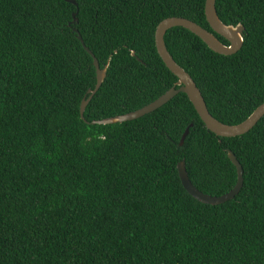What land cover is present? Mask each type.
Returning a JSON list of instances; mask_svg holds the SVG:
<instances>
[{
	"label": "trees",
	"instance_id": "trees-1",
	"mask_svg": "<svg viewBox=\"0 0 264 264\" xmlns=\"http://www.w3.org/2000/svg\"><path fill=\"white\" fill-rule=\"evenodd\" d=\"M72 1L0 0V264H264V117L219 138L179 93L137 120L90 125L178 89L155 49L161 21L186 19L228 46L206 23L205 0ZM215 10L244 27L236 54L182 28L164 45L209 114L235 126L264 103V0H216ZM78 36L108 65L84 120L96 75ZM227 152L243 171L239 194L198 203L177 165L219 197L236 184Z\"/></svg>",
	"mask_w": 264,
	"mask_h": 264
},
{
	"label": "water",
	"instance_id": "water-1",
	"mask_svg": "<svg viewBox=\"0 0 264 264\" xmlns=\"http://www.w3.org/2000/svg\"><path fill=\"white\" fill-rule=\"evenodd\" d=\"M66 1L73 5H76L75 2L72 0ZM215 2L216 0H205L204 16L206 19V23L208 24L209 28L213 33L220 36L228 43V46L221 44L212 33L206 31L205 29L186 19L167 18L161 21L157 25L154 33L155 49L157 55L161 59L164 66L172 75L177 78L178 81L176 83V86L178 87V89H170L157 100L137 111L108 119H103L100 121H92L90 125L107 126L137 120L147 114L156 111L157 109L161 108L169 101H171L179 93H182L186 95L189 102L192 104L195 112L197 113L206 130L214 134L216 137L227 139L236 138L247 134L251 129H253V127L264 117V103L257 107L245 121L238 125L228 126L221 124L209 114L205 106L204 100L201 96V93L197 89L195 83L193 82L191 77L173 61L164 45V36L167 31L173 28H182L190 32L192 35L196 36L198 39H200L210 51L217 55L232 56L236 54L241 49L243 44L244 27L241 25L232 27L225 26L224 24H222L216 14ZM75 33H77V31H75ZM77 38L80 41L84 51L92 58L96 75V83L94 89L87 91L80 105V119L84 120L83 114L86 109V106L93 98V96L97 93V91L100 89L106 77L108 65H106L103 69H100L97 60L94 58L92 53L84 46L81 37L78 36ZM131 55L134 56V53H131ZM187 135L188 128L185 130L184 134L182 135L179 141L180 147L183 145ZM227 158L236 169V184L232 190L219 197H211L200 193L192 186L191 182L189 181L185 170L184 162L181 161L177 165V174L180 183L186 193L198 203L209 206H218L233 200L239 194L242 188L243 171L240 164L236 161L235 157L231 152H227Z\"/></svg>",
	"mask_w": 264,
	"mask_h": 264
}]
</instances>
